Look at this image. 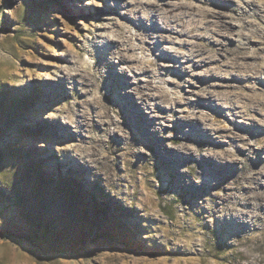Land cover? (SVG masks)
Returning <instances> with one entry per match:
<instances>
[{"label":"rangeland","instance_id":"374dc122","mask_svg":"<svg viewBox=\"0 0 264 264\" xmlns=\"http://www.w3.org/2000/svg\"><path fill=\"white\" fill-rule=\"evenodd\" d=\"M136 1L0 0V264H264V226L235 236L230 216L227 229L215 224L217 217L192 196L200 189L185 185L136 128L138 154L126 151L127 142L105 155L78 152L86 143L74 136L67 112L77 99L98 96L108 118L128 126L119 96L124 67L117 57L105 58L103 44L110 22ZM213 1L209 24L189 25L206 34L200 51L209 59L193 55L195 46L184 44L183 36L159 42L162 50H146L151 52L146 58L142 49L136 56L158 69L163 51L176 50L175 57H165L187 65L189 71H181L176 82L169 80L176 77L171 74L151 78V93L179 99L173 117L196 114V121L207 119L209 127L248 130L254 126L251 116L262 114L251 108L260 102L255 88L264 83V50L255 61L235 60L242 37L257 26L243 29L236 21L229 37L225 7L238 0ZM257 1L263 9L264 0ZM176 12L191 17L186 9ZM141 16L121 24L132 40L146 30L157 36L165 32L163 18L154 19L150 11L146 22ZM75 70L90 83V92L79 91L85 79L74 78ZM136 75L127 76L136 80ZM201 92L209 94L200 98ZM153 102L170 105L161 97ZM233 102L240 112L231 109ZM94 110L86 107L91 114ZM116 126L111 123L108 130ZM105 134L97 131L94 137ZM247 137L246 146L228 136L203 147L228 150L240 167L248 164L250 150L264 143V133ZM168 141L169 147L179 144ZM189 166L194 169L195 163Z\"/></svg>","mask_w":264,"mask_h":264},{"label":"bare ground","instance_id":"6f19581e","mask_svg":"<svg viewBox=\"0 0 264 264\" xmlns=\"http://www.w3.org/2000/svg\"><path fill=\"white\" fill-rule=\"evenodd\" d=\"M189 3L192 5H188ZM188 4L185 3V0H165L162 3H157L156 0L145 3L137 0L122 8L120 19L112 21L108 27L106 26L111 31L104 38L107 41V44H103L105 58L117 57L118 63L124 67L125 75L122 77L124 83L119 96L124 99L122 104L127 112L124 120L128 125L127 128L120 125L122 121L108 118V111L98 96L77 99L70 105L67 112L70 116V124L74 127V136L76 139L78 138L79 143H86L82 146L78 143L80 145L78 152L83 153L84 156L103 155L111 148L120 151L126 142L128 143L126 151L130 154H138L140 152L139 141H135L132 135V127L136 128L157 146V154L173 168L176 176L181 177L180 179L185 185L200 189L198 194H192V196L200 204L207 205V213L217 217L215 224L227 229V217L230 216V224L234 228L232 232L235 236H240L264 226V158L263 152L261 153L264 151V143L258 146V149L250 150L246 159L248 164L240 167L235 165L234 158L228 150L203 147V145L230 136L240 140L243 146H246L245 141L248 139V133H264V83L255 88L260 102L254 104L251 110H260L262 114L260 118L251 116L253 127L238 131L229 127L216 128L212 125L209 127L206 126L208 121L205 120L207 119L196 121V114H180L173 117L177 111L176 105L179 99L177 97L173 100L170 99L167 92L151 93L150 91L151 78L155 75H175V78L169 80L176 82L182 76L181 71H189L187 65L171 62L165 57V54L175 57L176 50H170V53L163 51L164 56L162 55L163 58L158 69H153L150 60L142 61L136 56V51L142 49L146 58L151 53L146 50L156 52L162 50L159 42L173 43L175 38L183 36L184 44L195 46L192 50L193 55L209 59L210 56L204 55L200 51L203 49V43L200 40L206 37V34L201 31H191L189 25L196 23L202 27L204 24H209L212 12H208V9L212 5L216 6V2L213 0H191ZM257 4V0H238L235 5L225 7L224 22L229 24V37H231L230 34H234V30L230 29V26L236 24V21L240 22V27L243 29L253 23L257 26L256 30L248 29L249 33H245L242 37L245 38V42L242 41V45L235 48V60L241 57H251L255 61L264 50V35L261 34V29L264 28V4L263 9H260ZM257 7L261 12H256ZM180 9H186L191 17L185 18L184 13H177L176 11ZM148 11L151 12L154 19H164L165 32L157 36V34L146 30L136 35L135 41L132 40L129 34L122 30L121 24L126 19L133 20L143 17L141 14H144V22H146V12ZM115 26H117L116 29H114ZM100 36L101 34L98 33V37ZM255 41H259L257 46L252 44ZM249 50L250 54H247ZM201 60L203 61V59ZM110 67H114V65L111 63ZM256 67L257 65H254L252 69ZM135 73L137 74L136 80H131L127 76H135ZM189 74L187 73V76ZM72 76L85 79L79 70H75ZM63 84L66 87L74 88L72 82L64 81ZM81 86L79 91L82 94L90 92V83L86 79ZM207 94L209 92H201L199 95H201L200 98H203ZM156 97H161L163 101H169L170 105L153 102ZM235 105L233 102L231 109L234 113L240 112L235 108ZM87 106L96 108L95 113L87 112ZM111 123L117 125L113 131L108 130ZM97 131H104L106 134L104 137L95 138L94 133ZM168 140L178 141L179 144L169 147ZM194 140L198 141V147L193 145L192 141ZM117 143H120V147H117ZM256 154L260 157H257ZM192 163H195L194 169L189 166ZM218 190H222V192H218ZM249 204H251L250 207L247 206Z\"/></svg>","mask_w":264,"mask_h":264}]
</instances>
